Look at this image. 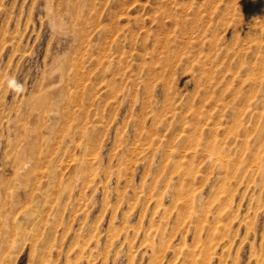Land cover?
Masks as SVG:
<instances>
[{
    "label": "rangeland",
    "instance_id": "rangeland-1",
    "mask_svg": "<svg viewBox=\"0 0 264 264\" xmlns=\"http://www.w3.org/2000/svg\"><path fill=\"white\" fill-rule=\"evenodd\" d=\"M263 158L264 0H0V264H264Z\"/></svg>",
    "mask_w": 264,
    "mask_h": 264
},
{
    "label": "bare ground",
    "instance_id": "bare-ground-1",
    "mask_svg": "<svg viewBox=\"0 0 264 264\" xmlns=\"http://www.w3.org/2000/svg\"><path fill=\"white\" fill-rule=\"evenodd\" d=\"M64 71H65V70H64ZM64 71H63V72H64ZM67 71H68V70H67ZM63 72H62V73H63ZM49 73H50V72H49ZM73 73H75V71H74ZM69 75H70V74H69ZM62 76H63V75H62ZM65 76H66V75H65ZM50 77H51V76H50ZM66 78H67V77H66ZM49 80H50V79H49ZM65 81H66V80H65ZM66 84H67V83H66ZM39 102H40V101H39ZM37 107H38V106H37ZM62 111H63V110H62ZM58 114H59V113H58ZM56 116H57V115H56ZM50 124H51V123H50ZM54 125H55V124H54ZM56 125H57V124H56ZM57 126H58V125H57ZM50 130H51V129H50ZM203 131H204V130H203ZM37 134H38V133H37ZM49 136H50V135H49ZM42 137H43V136H42ZM61 148H62V147H61ZM23 154H24V153H21V156H22ZM24 155H25V154H24ZM26 156H27V154H26ZM23 157H25V156H23ZM19 158H20V157H19ZM19 158H18V159H19ZM21 158H22V157H21ZM21 158H20V160H22ZM24 159H25V158H24ZM263 159H264V158H263ZM263 159H262V160H263ZM26 160H27V157H26ZM30 161H31V160H29V163H30ZM37 161H38V160H37ZM21 162H22L21 164H23V166H26V164H27V163H25L26 161H25V162L21 161ZM21 164H20V166H21ZM22 168H23V167H22ZM19 169H20V168H19ZM24 172H25V171H24ZM25 177H26V175H25ZM25 177H24V178H25ZM26 178H28V177H26ZM37 179H38V178H37ZM82 179H83V178H82ZM24 180L26 181V179H24ZM157 182H158V181H157ZM13 187H14V186H13ZM26 187H27V185H26ZM59 188H60V187H59ZM17 190H18V189H17ZM168 191H169V189H168ZM16 192H17V191H16ZM19 192H22V191H19ZM167 194H168V193H167ZM22 197H23V196H22ZM21 200H22V199H21ZM19 201H20V200H19ZM20 202H21V201H20ZM198 214H199V213H198ZM147 251H148V250H147Z\"/></svg>",
    "mask_w": 264,
    "mask_h": 264
}]
</instances>
